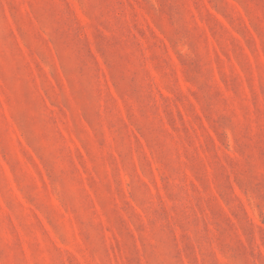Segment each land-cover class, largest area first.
<instances>
[{"label":"rangeland","instance_id":"obj_1","mask_svg":"<svg viewBox=\"0 0 264 264\" xmlns=\"http://www.w3.org/2000/svg\"><path fill=\"white\" fill-rule=\"evenodd\" d=\"M0 264H264V0H0Z\"/></svg>","mask_w":264,"mask_h":264}]
</instances>
